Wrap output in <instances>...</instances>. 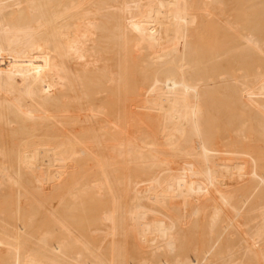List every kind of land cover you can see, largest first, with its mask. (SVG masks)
Segmentation results:
<instances>
[{
    "label": "bare ground",
    "instance_id": "6f19581e",
    "mask_svg": "<svg viewBox=\"0 0 264 264\" xmlns=\"http://www.w3.org/2000/svg\"><path fill=\"white\" fill-rule=\"evenodd\" d=\"M0 264H264V0H0Z\"/></svg>",
    "mask_w": 264,
    "mask_h": 264
},
{
    "label": "rangeland",
    "instance_id": "374dc122",
    "mask_svg": "<svg viewBox=\"0 0 264 264\" xmlns=\"http://www.w3.org/2000/svg\"><path fill=\"white\" fill-rule=\"evenodd\" d=\"M194 23H195V26H194V29H193V24H192V32H193V34L195 35V33H196V36H198L200 39L201 38H205V39H207V36H206V25H205V17H204V15L203 14H200L197 18H196V20L194 19V21H193ZM74 109H75V107H74ZM79 109V111H80V107L78 108ZM77 109V110H78ZM79 111H76V114L79 116L80 114H83L84 115V113L86 112H82V110L80 111V113L78 114V112ZM82 112V113H81ZM74 113H75V111H74ZM76 114H74L76 117H77V115ZM82 116V115H81ZM84 117V116H83ZM83 117H78V118H80V119H78L80 122H81V126H83L82 125V121H81V118L83 119ZM109 119H111V118H109ZM77 122V124L79 123L78 121H76ZM76 125V124H75ZM122 125V124H121ZM120 125V126H121ZM79 126V125H78ZM78 126H76V128H80V127H78ZM119 126V127H120ZM125 125H122V127H124ZM121 128V127H120ZM128 132H131V131H128ZM132 132H134V131H132ZM135 133V132H134ZM87 165L88 167H85V166ZM85 169H87L88 171H90V164H83L82 165ZM83 171H84V169H82ZM85 172V171H84ZM68 179H69V181L71 182V180L70 179H72L71 177H68ZM68 180H67V186L69 187L70 185H68V184H71L70 182H69ZM64 188V187H63ZM65 189H63L62 190V188H61V190L60 191H64ZM89 225H91V226H94V228H96V226L93 224V223H90ZM88 225V226H89ZM91 226L90 227H88L87 228V231L88 230H92V229H94L93 227L91 228ZM81 230H84V229H86V228H80ZM94 230H96V229H94ZM86 232V231H85ZM86 233H89V232H86ZM92 234L91 235H94L95 237H96V234L95 233H97V232H95L94 233V231H92L91 232Z\"/></svg>",
    "mask_w": 264,
    "mask_h": 264
}]
</instances>
